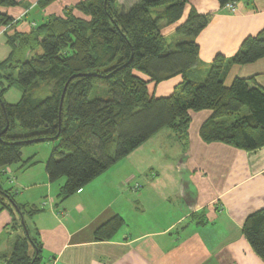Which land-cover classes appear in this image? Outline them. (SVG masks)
I'll return each mask as SVG.
<instances>
[{
	"label": "trees",
	"instance_id": "obj_1",
	"mask_svg": "<svg viewBox=\"0 0 264 264\" xmlns=\"http://www.w3.org/2000/svg\"><path fill=\"white\" fill-rule=\"evenodd\" d=\"M53 1L40 0L37 6L43 9ZM214 1L223 8L253 0ZM189 2L135 0L126 12L118 9L117 0H81L65 16H49L29 33H6L10 53L0 61V170L21 163L24 148L53 142L46 172L51 183L63 181L62 203L165 128L185 146L191 114L201 111L211 113L199 132L204 142L246 152L262 148L264 87L254 78H236L227 86L225 78L233 65L264 59V29L248 36L235 55L218 54L203 70L197 37L210 14L192 9L176 28L178 36L190 40L170 43L161 29L163 22L171 26L182 21ZM17 4L0 0V7L7 9ZM13 23L0 12V30L15 28ZM177 76L182 82L173 94L150 96L149 82L160 84ZM14 87L23 95L10 104L4 96ZM40 87L46 92L43 97L34 93ZM0 195L1 210L14 214L16 209L21 217L37 211L16 204L11 190L1 186ZM198 219L190 218L204 223ZM24 223L28 234L16 239L11 252L0 254L2 264H43L39 238ZM123 225L122 217H113L96 230L95 240L112 239ZM243 233L264 261V209L246 218Z\"/></svg>",
	"mask_w": 264,
	"mask_h": 264
},
{
	"label": "crops",
	"instance_id": "obj_2",
	"mask_svg": "<svg viewBox=\"0 0 264 264\" xmlns=\"http://www.w3.org/2000/svg\"><path fill=\"white\" fill-rule=\"evenodd\" d=\"M79 1L63 0L56 14L62 15L64 7ZM192 9L211 15L197 37L203 70L218 54L235 55L248 36L264 29V0L238 3L233 14L214 0H190L181 23ZM5 12L21 13L14 8ZM45 12L49 14L50 9ZM176 28L174 24L168 31ZM236 78H254L264 87V59L231 66L225 85ZM181 80L177 76L162 83L159 96L170 95ZM210 114H194L191 125L196 118L200 120L197 130L189 128L185 149L178 146L170 154L165 153V145L155 143L162 154L159 157L150 146L154 136L62 203L63 181L56 189L49 181L47 162L43 166L37 158L25 155V151L36 153L34 148L22 151L21 163L1 169L0 186L11 190L16 204L28 211L37 208L28 216L42 245L43 264H264L243 233L246 218L264 209V146L246 152L204 142L199 129ZM175 163L176 173H166ZM155 167L158 174L150 177ZM9 211L0 209V233L12 221ZM192 215L204 223L191 221ZM115 216L124 219L122 228L112 239L96 241V230Z\"/></svg>",
	"mask_w": 264,
	"mask_h": 264
},
{
	"label": "rangeland",
	"instance_id": "obj_3",
	"mask_svg": "<svg viewBox=\"0 0 264 264\" xmlns=\"http://www.w3.org/2000/svg\"><path fill=\"white\" fill-rule=\"evenodd\" d=\"M39 1L40 0H17V2H18L17 6L12 7V8H14L16 12L19 13V11H20L21 13L18 15H14V16L9 14L8 13L9 11L5 12V10H8L7 8L0 7L1 13H6L10 17L13 18V20H14L13 26H15V28L14 27H10V28L6 27V28H2L0 30V61L7 58L9 53H10V48L6 44V33H8L9 35H12L15 31L21 32V33H29L32 29H37V26H39L41 24V22L43 20L47 19L49 16H52V15L53 16H63V15L65 16V12L67 10L70 11V8L74 7V5L76 4L75 3L73 5L64 7V9L62 11V15H59V14H56V12L58 11L57 5L60 4L61 2H63V0H54L52 3H50L47 7L43 8V9H40V7L37 6V3H39ZM134 2H135V0H117L118 9L120 11H126L127 12L129 9H131ZM47 9H50L49 14L47 12H45ZM224 9H226V6L224 7ZM74 12H75V14L78 13V15H79V16L77 15L78 17L86 19V16H83L81 13H79L77 11H74ZM228 12H230V11H228ZM236 12H237V7H236L234 13H236ZM230 13L233 14L232 12H230ZM24 23H26L25 28H27V29L21 28V31L18 30V27L20 25H23ZM179 25H181V22L176 23L175 27L176 26L178 27ZM171 26H173V25H171ZM169 27L170 26L165 25L164 22L161 24L162 33L168 38V41L170 43H177L179 41L190 40L187 37L178 36L175 33V31L169 32L168 31ZM181 82H182V80L174 87L173 92L171 94H173L175 92L176 87ZM161 84L162 83H160V84H155L153 82L148 83V91H149L150 96H152L154 98L160 97L159 93H158V87ZM34 93L37 97H43L46 94L43 87H40L39 89L34 91ZM22 95H23V91L19 87H14V88H12L6 92V95L4 96V98H5L7 103L16 104L21 100ZM194 114L195 113L191 114L192 119H193ZM241 114L244 115L245 111L242 112ZM237 117H238V115L232 116L229 121H233ZM199 120H200L199 118H196L195 120H193L194 123L192 125H190V130H197V122ZM18 131L21 132V129L18 128ZM173 134L174 133L169 128L163 129L161 132H159L156 135L153 143H151L150 146L154 147L153 144L159 143V144H162L163 146L165 145V149H166L165 153L175 154L176 151L178 150V146H181V148H182L183 147L182 145H184V144L179 143V141L175 140L174 139L175 136ZM170 135H172V136L170 137ZM53 146H54L53 142L46 141V142H42L39 144L31 145L29 147L24 148L23 150H25V149L30 150V148L32 150V148H34V150H36L35 151L36 153H34V151H29L26 154L27 151H25V155L26 156H33L34 158H37V160L40 161V165L45 166V163L47 162V160L49 159V157L51 155V152L53 150ZM154 148H156V147H154ZM185 148L186 147L184 146V149ZM156 151L159 153V150L157 148H156ZM160 156H162L161 152L159 153V157ZM176 163L172 164L171 168H168L166 173H176V169L178 167V166H176ZM158 169L159 168H157V167L150 169V171H149L150 177L153 175H157ZM163 170L165 171V168H163ZM179 170H180V172H183L184 166H182ZM183 174L185 175L186 172H184ZM7 181H8V178H5L4 182L7 183ZM60 183H61V181L54 183L56 189H58V187H59L58 184H60ZM135 186H137V187H135ZM138 186H139V184L133 185V187H135V190H136V188H138ZM0 197H2V196L0 195ZM9 213H10L9 216H10V218H12V221L9 222L8 226L5 228V231L0 233V254L6 253V252L7 253L11 252L13 249V246L15 244L16 239L18 237H23L26 235L28 230H27V227L24 223V220L26 221L27 226L30 229L31 236L36 238V240L38 238L36 232L34 230H32L31 218L28 215L21 217V215L19 214L18 211H15L14 215H12V213L10 211H9ZM5 214H8V213H5ZM34 253H35V250L33 249V247H31L30 248V254L33 256ZM2 263H3V261L0 260V264H2Z\"/></svg>",
	"mask_w": 264,
	"mask_h": 264
},
{
	"label": "built area",
	"instance_id": "obj_4",
	"mask_svg": "<svg viewBox=\"0 0 264 264\" xmlns=\"http://www.w3.org/2000/svg\"><path fill=\"white\" fill-rule=\"evenodd\" d=\"M237 5L235 3H229L226 5V9L232 13H234Z\"/></svg>",
	"mask_w": 264,
	"mask_h": 264
},
{
	"label": "water",
	"instance_id": "obj_5",
	"mask_svg": "<svg viewBox=\"0 0 264 264\" xmlns=\"http://www.w3.org/2000/svg\"><path fill=\"white\" fill-rule=\"evenodd\" d=\"M28 234V233H27Z\"/></svg>",
	"mask_w": 264,
	"mask_h": 264
}]
</instances>
